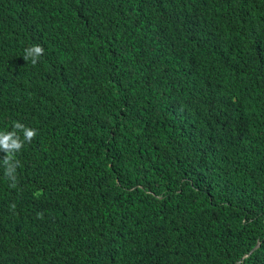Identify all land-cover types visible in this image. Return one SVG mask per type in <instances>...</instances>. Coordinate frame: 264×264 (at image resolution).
<instances>
[{"label": "trees", "instance_id": "16d2710c", "mask_svg": "<svg viewBox=\"0 0 264 264\" xmlns=\"http://www.w3.org/2000/svg\"><path fill=\"white\" fill-rule=\"evenodd\" d=\"M1 59L0 264H264V0H0Z\"/></svg>", "mask_w": 264, "mask_h": 264}, {"label": "clouds", "instance_id": "9594fccd", "mask_svg": "<svg viewBox=\"0 0 264 264\" xmlns=\"http://www.w3.org/2000/svg\"><path fill=\"white\" fill-rule=\"evenodd\" d=\"M43 52L39 45H30L24 49L21 60L24 63L35 65L42 59L40 58ZM1 66L5 71L20 72L21 67L16 63H5L1 59ZM37 136V130L32 127L25 126L19 121H13L11 130L0 129V153H3V158H0V166L3 167V174L10 186H15L17 176L16 169L18 161L16 155L22 150L26 143H31L33 138Z\"/></svg>", "mask_w": 264, "mask_h": 264}, {"label": "rangeland", "instance_id": "374dc122", "mask_svg": "<svg viewBox=\"0 0 264 264\" xmlns=\"http://www.w3.org/2000/svg\"><path fill=\"white\" fill-rule=\"evenodd\" d=\"M48 142L50 143L43 134L37 132V136L33 138L32 142L26 143L21 151L23 152L27 149L29 153H36L37 151L42 152L48 149ZM2 155L3 153H0V157H2Z\"/></svg>", "mask_w": 264, "mask_h": 264}]
</instances>
